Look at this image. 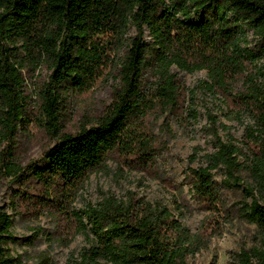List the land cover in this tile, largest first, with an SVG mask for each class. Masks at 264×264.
Instances as JSON below:
<instances>
[{
	"label": "trees",
	"instance_id": "obj_1",
	"mask_svg": "<svg viewBox=\"0 0 264 264\" xmlns=\"http://www.w3.org/2000/svg\"><path fill=\"white\" fill-rule=\"evenodd\" d=\"M130 28L134 37L128 36ZM248 32L255 39L252 50ZM257 58L264 59V0H0V146L29 120L22 71L42 66L51 75L38 91L32 118L55 142L26 166L0 151V179L16 186L11 214L0 208V264H27L9 245L31 248L40 237L38 232L15 239L14 218H50L54 233L47 240L60 247L82 236L86 247L76 264H184L199 253L203 235H191L168 209L134 194L72 207L83 184L109 161L130 172L155 173L162 143L153 122L171 117L180 128L197 122L195 92L172 68L205 71L207 81L199 88L221 114L228 113L224 118L241 125L243 115L250 120L241 163L242 150L219 137L227 127L207 113L215 151L204 156V168L189 171L187 187L209 217L225 208L213 172L223 171L225 190L241 188L237 217L256 228L260 242L233 264H264V66L255 69ZM150 78L155 81L149 84ZM109 80L115 83L109 104L75 134L65 133L70 103ZM231 103L241 113L231 115ZM243 172L252 185L239 182ZM32 264L50 260L41 254Z\"/></svg>",
	"mask_w": 264,
	"mask_h": 264
},
{
	"label": "rangeland",
	"instance_id": "obj_2",
	"mask_svg": "<svg viewBox=\"0 0 264 264\" xmlns=\"http://www.w3.org/2000/svg\"><path fill=\"white\" fill-rule=\"evenodd\" d=\"M135 35L134 28H130L128 36ZM145 39L148 40L147 37ZM247 39L250 43L248 47L252 50L255 39L250 32L247 33ZM262 66L264 59L257 58L255 69L258 70ZM171 72L178 76L188 91L195 92L197 122L187 128L178 127L171 117L153 122L154 134L162 143V151L156 158L155 173L146 175L130 172L109 161L102 170L93 173L83 184L72 202V207L77 210L83 209L87 205H96L107 197L124 201L129 194H134L152 206L168 209L191 235L198 232L203 235L205 246L199 253L188 257L184 264H233L237 255L258 247L260 242V234L256 228L237 217V209L244 199L242 189L225 190L220 184L224 180L223 171L213 172V179L220 186L225 208L219 215L209 217L208 213L198 208L188 192V174L190 170L204 168L206 166L204 156L215 151V142L208 136L206 130L207 113L216 116L218 122L227 127L225 131L219 130V137L224 141L231 139L242 150V156L238 158L241 163L248 154V150L244 149L246 145H242L241 142L245 137L244 127L250 124V120L243 115L241 125L224 118L227 112L221 114L214 99L199 88L200 84L207 81L205 71L187 74L172 68ZM50 75L51 71L47 66H42L35 72L22 71L30 111V115L27 116L29 120L23 129L18 131L13 141L0 146L1 152H11L22 166L38 162L42 154L55 144L32 118V113L36 112L38 91L48 82ZM154 81L150 78L149 84ZM114 84L109 80L108 84H103L95 92L72 101L70 114L65 118L64 132L75 134L91 116L100 113L110 102L109 86ZM240 107L239 104H229V108L232 109L231 115L241 113ZM239 182L245 187L252 185L247 172L239 174ZM15 190L14 183L0 179V208L8 214H11L9 201ZM204 221L207 223L203 224L201 229ZM33 233H38L40 237L31 248L20 243L9 245L14 257H20L23 263H35L37 256L45 254L49 257L50 264H76L79 252L86 247L82 236H78L68 247H60L53 240H47L54 233L53 223L48 217H41L32 222L14 218L12 235L15 239L18 241L26 239Z\"/></svg>",
	"mask_w": 264,
	"mask_h": 264
}]
</instances>
